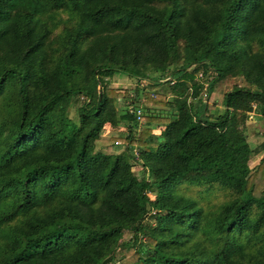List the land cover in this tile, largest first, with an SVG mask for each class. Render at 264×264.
<instances>
[{"label":"trees","instance_id":"1","mask_svg":"<svg viewBox=\"0 0 264 264\" xmlns=\"http://www.w3.org/2000/svg\"><path fill=\"white\" fill-rule=\"evenodd\" d=\"M251 111L264 0H0V264H264Z\"/></svg>","mask_w":264,"mask_h":264},{"label":"rangeland","instance_id":"2","mask_svg":"<svg viewBox=\"0 0 264 264\" xmlns=\"http://www.w3.org/2000/svg\"><path fill=\"white\" fill-rule=\"evenodd\" d=\"M126 75L123 72H119L115 74L113 81H112V88L111 93L114 95H124L128 94L129 92H132L130 88H132V84H129L128 82L124 81L122 78H125ZM240 79L239 78H227L224 81H221L218 83L216 86V89L212 95L208 98V105L210 106V109L214 110L216 108H221V99L224 91H226L228 88H230L234 83H237ZM154 109L157 111L158 106L163 107L161 105H152L149 104ZM219 107H218V106ZM154 110V111H155ZM166 110V109H165ZM249 117H248V126L249 129L247 131L249 141L251 143H260L264 140V119H262L260 116L256 115L253 111L249 112ZM70 116L74 119H76V113L75 109L73 108L70 111ZM117 132H112L109 128L105 129L103 132L102 137L97 141V148L102 149L105 152H114L116 150L122 149L124 146V143L121 140H112V136H116ZM264 152V151H263ZM262 152V153H263ZM260 155L254 156L250 160V166H254L257 161L259 160ZM135 173L138 175L140 174V166L139 165H134L133 167ZM130 235L128 233L125 234L124 238L129 239Z\"/></svg>","mask_w":264,"mask_h":264},{"label":"crops","instance_id":"3","mask_svg":"<svg viewBox=\"0 0 264 264\" xmlns=\"http://www.w3.org/2000/svg\"><path fill=\"white\" fill-rule=\"evenodd\" d=\"M152 110H154V107H152L151 105H148ZM218 106V105H217ZM160 106H158L157 108H159ZM219 107V106H218ZM221 108L223 107V106H220ZM216 108V107H215ZM221 108H218V109H221ZM156 109V108H155Z\"/></svg>","mask_w":264,"mask_h":264},{"label":"built area","instance_id":"4","mask_svg":"<svg viewBox=\"0 0 264 264\" xmlns=\"http://www.w3.org/2000/svg\"><path fill=\"white\" fill-rule=\"evenodd\" d=\"M137 114H138V115H140V114H141L140 110H137ZM249 115H250V114H249Z\"/></svg>","mask_w":264,"mask_h":264}]
</instances>
